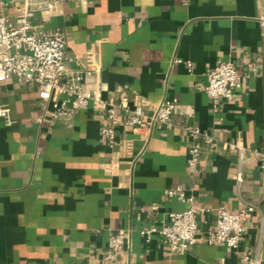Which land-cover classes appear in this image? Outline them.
Segmentation results:
<instances>
[{
    "label": "crops",
    "instance_id": "0c3cea01",
    "mask_svg": "<svg viewBox=\"0 0 264 264\" xmlns=\"http://www.w3.org/2000/svg\"><path fill=\"white\" fill-rule=\"evenodd\" d=\"M261 6L262 0H59L53 12L37 14L34 23L66 32L67 66L90 70L85 89L99 99H115L119 90L151 103L171 99L173 126L143 134L120 121L112 148L100 132L97 100L56 120L35 82L15 75L0 81V103L11 117L9 124L0 117V264H245L241 253L258 243L264 264L255 154L264 151ZM219 58L234 63L242 86L215 112L204 86ZM185 117L203 130L216 127L221 140L195 171L186 164ZM176 186L194 197L200 236L214 225L217 206L237 211L244 200L258 201L237 250L199 238L172 254L160 235L147 240L138 233L187 206L165 195ZM119 228L131 230L130 242L112 259L107 239Z\"/></svg>",
    "mask_w": 264,
    "mask_h": 264
},
{
    "label": "built area",
    "instance_id": "2783aa9c",
    "mask_svg": "<svg viewBox=\"0 0 264 264\" xmlns=\"http://www.w3.org/2000/svg\"><path fill=\"white\" fill-rule=\"evenodd\" d=\"M58 2L59 0H0V81L15 75L25 81L35 82L41 104L48 108L51 118L56 120L69 119L77 110L97 100L104 117L100 132L112 148L116 144V127L120 121L134 130H141L143 134L154 127H172L174 101L171 99L151 103L141 94L129 95L123 90L118 91L115 99H99L85 89L84 78L90 70L67 66L66 32L59 29L48 30L33 22L37 14L53 12ZM259 20L264 34V0ZM188 65H191L190 62ZM241 86L242 79L234 63L229 59L219 58L207 73V83L204 86L213 111L219 112ZM0 117L7 124L11 122L10 108L5 103H0ZM181 128L191 140L186 164L190 170L195 171L201 155L218 149L221 142L218 130L216 127L203 130L189 124L186 117ZM255 154L260 157L259 169L262 173L259 201L264 203V151H255ZM133 160L136 157L133 156ZM239 162V165L243 162L241 154ZM241 179L240 167L236 180L239 183ZM165 195L185 201L187 206L182 210L169 212L167 220L160 226L143 227L138 229V233L147 240L153 234L160 235L172 254L185 253L199 238L208 243H224L237 250L244 234L245 222L258 209L257 200H244L237 211H229L219 205L215 208L214 225L200 236L197 232L199 208L194 197L187 195L181 186L167 188ZM262 213L264 215V209ZM130 233V229L119 228L109 234L107 244L110 258L113 259L130 242ZM241 260L245 264H260V244L254 251L242 252Z\"/></svg>",
    "mask_w": 264,
    "mask_h": 264
}]
</instances>
